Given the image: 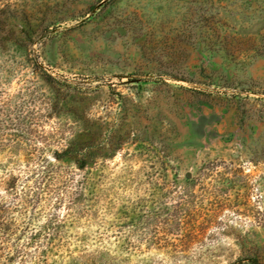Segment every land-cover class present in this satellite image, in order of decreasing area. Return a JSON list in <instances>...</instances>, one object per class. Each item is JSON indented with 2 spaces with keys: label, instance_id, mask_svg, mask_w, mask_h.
Returning a JSON list of instances; mask_svg holds the SVG:
<instances>
[{
  "label": "rangeland",
  "instance_id": "rangeland-1",
  "mask_svg": "<svg viewBox=\"0 0 264 264\" xmlns=\"http://www.w3.org/2000/svg\"><path fill=\"white\" fill-rule=\"evenodd\" d=\"M13 24L0 158L73 189L0 214V264H264V0H0ZM67 143L104 158L55 162Z\"/></svg>",
  "mask_w": 264,
  "mask_h": 264
},
{
  "label": "trees",
  "instance_id": "trees-1",
  "mask_svg": "<svg viewBox=\"0 0 264 264\" xmlns=\"http://www.w3.org/2000/svg\"><path fill=\"white\" fill-rule=\"evenodd\" d=\"M11 19L15 21L13 16ZM2 36H8L9 39L16 42L15 47L18 49H31L32 42H30V46H25V43L19 42V40L25 42L27 34L20 30L17 24H13L5 35L4 31L0 29V39ZM0 48H3L1 42ZM36 66H38L37 62ZM14 146L15 145H11L10 149H14ZM86 149L88 148H83L81 145L75 143H67L61 152H54L53 158L57 163L71 161L80 170L87 168L89 159H92L93 164H96L100 159L104 158L101 153V151H103L101 146L98 148V153L95 152L90 154L91 150H88L89 154H87V152H84ZM51 161L52 159L42 154H27L20 156L14 153L12 156L0 158V184L5 185L7 188L5 191L7 195L3 198L0 197V205H2V207H0V214H5L4 218L10 219L16 214H19L20 218L28 215L26 211L29 205L34 201L38 202L40 200L42 194L39 192L41 186L46 182H51L58 189H73V180H70L68 176L53 171L54 169L53 166H51ZM66 197L69 198L67 195L59 196L57 193V196L53 198L52 201H54L55 204H62L67 199ZM9 198L11 201H6V199ZM11 205H13L14 208H11Z\"/></svg>",
  "mask_w": 264,
  "mask_h": 264
}]
</instances>
